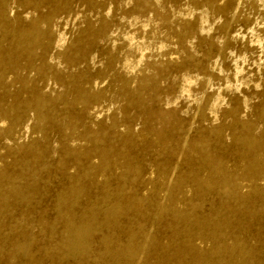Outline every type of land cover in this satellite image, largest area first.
Segmentation results:
<instances>
[{
  "label": "bare ground",
  "instance_id": "obj_1",
  "mask_svg": "<svg viewBox=\"0 0 264 264\" xmlns=\"http://www.w3.org/2000/svg\"><path fill=\"white\" fill-rule=\"evenodd\" d=\"M81 1L96 12L104 10L107 4L118 3V0ZM48 4L47 13L34 16L39 2L20 0L21 10L10 17L5 0H0V135L16 142L19 138L16 129L28 115L35 121L33 129L45 132L56 126L62 134L60 158L55 170L64 177L66 183L55 195L53 219H39L45 241L43 244L46 246L39 250L45 252L52 262L70 257L77 259L78 264H264V259L259 257L258 248L245 240L246 222L262 219L264 216V103L261 102L256 111L257 122L241 117L239 102L227 109L223 108L221 115L229 118L228 125L220 123L200 129L194 138L185 143L179 141V136L175 134L178 127L173 123L160 130L145 128L137 140L133 138L130 129L119 134L118 140L115 139V134L109 135L102 128L96 131L86 130L83 137L91 143L89 147L69 144L65 131L69 129L71 135L76 133V126L81 123L83 114L98 103L101 93L93 91V85L90 88L84 86L89 82L85 72L80 71L72 76L55 73V79L67 87V93L51 98L34 86V71L44 76L46 68L54 67L47 61L54 44L57 47L54 54L65 67L88 61L92 49L107 36L106 22L102 20L97 27L88 23L81 36L62 47L60 42L64 41V35L58 36L54 42L52 25L56 15L67 9L68 0H48ZM245 4L255 7L256 14L260 16V21L251 26L250 32L260 46L256 45L262 48L264 0L204 1L208 9L223 18L217 30L228 37L224 39L219 51L227 49L230 41L239 40L236 35L229 36V28L231 20L237 17V11ZM151 5L144 0L136 3L132 10L140 13ZM203 18L205 19L201 15L199 19ZM244 23L249 25L251 21L246 17ZM204 29L201 26L194 29L191 23L185 21L177 37L180 47H185L186 33L194 36L198 30L200 32ZM251 44L250 46L255 45ZM262 52L264 53V47ZM36 60L40 65L35 66ZM105 63L107 70H113L112 57ZM234 64L236 65L235 61ZM238 69L237 67L235 70L239 72ZM7 74L17 78L21 87L10 95L11 102L6 105L2 98ZM119 82L118 93L126 100L127 106L142 110L146 120L159 116V113L146 106L143 96L146 88L155 90L157 83L153 79L142 76L134 89H130L127 78H122ZM189 82L191 85L192 81H188V84ZM255 87H258L257 84ZM23 94H27V97H23ZM202 96L199 103L200 116L207 120L209 117L206 110L215 111L218 104L224 101L225 94L217 89L204 92ZM57 100L67 109L78 108V111L67 112L58 120L54 112ZM241 102L246 106L245 101ZM257 123L260 124V131L258 136H254L252 132L258 127ZM226 126L233 129L229 145L224 142ZM23 127L22 134L29 129L27 123ZM148 134L153 136L152 141ZM151 145L156 147L157 154L163 159L156 163L157 179L151 182L150 192L153 197L149 199L127 192L126 185L131 187L141 182L143 164L139 153ZM135 148L137 152L133 153ZM9 149L18 154L15 163L19 171L12 173L7 167H0V217H10L17 205H30L38 183L37 172L39 169H48L46 157L49 146L45 140L38 141L31 136L29 143L16 144ZM228 155L233 157L232 165H228L226 161ZM92 157L96 158V162H91ZM173 157L179 158L185 169L178 171L169 180L168 175L177 171L176 166L170 167ZM69 162L76 169L73 173L68 171ZM113 168H119L120 173L113 176ZM112 178L116 181L115 188L110 187ZM166 179L169 181L166 182ZM163 183L166 184V192L160 202L155 199V194ZM185 189L191 191V196H186ZM210 195H217L219 205L203 215L199 212V207ZM145 203L150 206L149 209L142 208ZM20 217L21 221L26 220V210ZM149 219L168 230L163 239L145 230L142 222ZM95 235H99L97 240L94 239ZM33 245L34 236L23 222L15 226H2L0 264H17L16 259H20L21 264H37L38 259L29 250ZM2 260L5 262L2 263Z\"/></svg>",
  "mask_w": 264,
  "mask_h": 264
},
{
  "label": "rangeland",
  "instance_id": "obj_2",
  "mask_svg": "<svg viewBox=\"0 0 264 264\" xmlns=\"http://www.w3.org/2000/svg\"><path fill=\"white\" fill-rule=\"evenodd\" d=\"M19 1L20 0H5L6 11L10 17H12L16 11L21 10ZM34 1L39 2L38 9L34 10V16L49 11L48 0ZM142 1L144 0H118L117 4H107L104 10L100 9L96 12L89 9L81 0H68L67 9L60 12V14L56 15L54 18L52 25V30L54 32L53 40L54 42L57 41L56 39L59 38L58 36L63 34L64 41L60 42L62 47L69 45L78 36H81L88 23L97 27L102 20L106 22L107 36L105 39L100 40L98 45L92 49L88 61L79 63L76 66L65 67L60 58H57L54 54L57 48L54 44V47L48 55L49 58L47 59L54 67L46 68L44 76H40L34 71V86L51 98L56 97L60 93H67V87L55 79V73L63 76H72L80 71L85 72L89 82L85 83L84 86L90 88L91 85H93L92 90H97L101 93L98 103L94 104L87 113L83 114L81 123L76 126V133L71 135L69 129L65 131L67 142L81 147H89L91 143L83 137V133L86 130L96 131L98 128L105 129L109 135L115 134V137L124 133L127 129H130L133 138L137 140L145 128L160 130L176 123L178 128L175 134L179 136V141L181 143H185L194 138L200 129L220 123L228 125L229 118L221 115V110L235 105L236 102H239L240 115L243 119H250L257 122L256 111L259 104L261 102L264 103V69H262L264 67V53H261L264 47V38L261 40V45L263 46L261 48L259 47L260 45L254 41L255 37L250 32V28L256 24L255 22L260 21L258 19L260 16L256 14L255 7L245 4L241 10L237 11V17L231 20L229 36L236 35L239 40H237V42L230 41L227 49L219 51L224 39L228 36L217 30V26L222 22L223 18L215 11L208 9L207 6L204 5L205 0H147L152 4L150 8L140 13L133 12V6ZM259 8L261 9V7ZM205 13L206 16L204 15ZM201 15L205 17V19L203 18L200 20L199 18ZM246 17L250 19L251 24L248 25L244 23V18ZM185 21L191 23L194 29L201 26L206 30L204 29L200 32L198 30V33L194 36L186 33L184 35L185 47L181 48L177 41V37ZM204 22L206 24H204ZM259 25L261 26V24ZM129 35L132 36L130 37ZM131 38L132 41L130 40ZM249 39L250 42H248ZM111 41L114 42V44ZM249 43L251 45L255 43V45H253L254 48L250 46ZM144 49H147V51ZM241 54L244 55V57ZM109 57H112L114 60V67L111 71L105 68V62H107ZM136 59L138 63H136ZM234 61L237 67L241 69H238L239 72L235 70L237 67ZM239 61H243L242 64L241 62L239 63ZM253 63H255V66ZM34 64L38 66L40 62L36 60ZM256 71H259L258 75ZM24 75L25 73L23 72L22 76ZM142 76L151 78L155 81V84L157 83L155 90L148 87L143 92L146 106L159 113V116L149 118L148 120L145 119L142 110L127 106L126 100L118 93L120 79L127 78L130 89H134ZM234 78L236 80L233 81ZM247 78L249 80H247ZM187 80L192 81L191 85L190 82L188 84ZM187 84L189 86H187ZM244 84L246 86H244ZM256 84L258 87H255ZM4 85L2 99L3 104L7 105L11 102L10 95L17 92L21 85L18 79L11 74L5 76ZM226 85L227 88H225ZM217 89L225 94V99L222 103L220 102L218 104L214 109L215 111L210 112L206 110L209 119L203 120L201 119L199 110L200 99L203 97L202 95L204 92L217 91ZM227 89L229 91H227ZM181 90L183 92L186 90V92L182 93ZM23 97H27V94H23ZM176 97L177 100H175ZM230 98H232V100H230ZM241 101H245L246 106H243L244 104H242L243 102ZM168 103H170V105ZM77 109L78 108L72 110L67 109L60 100H57L54 105V112L58 120L62 119L67 112L76 113L78 111ZM94 112H96L94 115L95 117L93 116ZM212 113L214 115H212ZM34 122L33 118L29 115L22 119L20 126L16 129V135L19 137L16 142H14L12 138H6L0 135V167L5 166L12 173L18 172L19 167L15 163L18 154L10 151V147L16 146V144L29 143L31 136L38 141L45 140L49 146L48 155L46 157L48 169H39L37 172L38 183L37 187H35L33 201L28 206H15L10 217H0V228L8 225L15 226L17 223L23 222L34 236V245L31 246L29 250L34 254V257L38 259L37 264H78L77 259L70 257L61 259L59 262H52L51 259L45 255V252L39 250L40 247H46L45 244H43L45 241L41 233L39 219L40 217L46 220L53 219L55 216L53 209L55 195L65 185L66 181L64 177L55 170L56 162L60 158L59 145L61 143L62 134L56 126L50 127L45 132L35 128L33 129L32 125ZM26 123L29 129L22 134L24 131L23 125ZM232 130V127L227 126L224 130V142L226 145L231 143L230 134ZM259 131L260 124H258V127L256 126L252 133L254 136H258ZM148 135L149 140L152 141L153 136L150 134ZM115 139L118 140V137ZM132 152L136 153V148ZM139 156L143 164L140 175L141 182H137L131 187L126 185V191L133 192L138 196H146L150 199L153 197L150 192L152 188L151 182L157 179L156 163L163 158L157 154L156 147L152 145L144 152H140ZM95 160V157L91 158V162H96ZM226 161L228 165H232L233 157L228 155ZM174 166H176L177 171H173L168 175V179L170 178L169 180L173 179L178 171L185 169V165H183L177 157L171 159L170 167ZM67 168L70 173L76 170L70 162L67 164ZM119 173V168H113V176ZM101 177L102 176H100L99 179H101ZM168 179L165 181L168 182ZM115 185L116 181L112 178L110 187L115 188ZM165 189L166 184H160L158 192L155 194V199L157 201H163L166 192ZM184 193L186 196H191V191L187 189H185ZM146 203L142 208L149 209L150 206ZM218 205L219 199L217 195H210L200 205L199 212L205 215L213 207ZM80 206L82 205L80 204ZM24 210H26L27 217L25 221H21L20 216ZM142 223H144L143 226L147 232L156 234L161 239L168 234L166 228L158 226L150 219ZM246 228V242L249 245L257 247L259 257L264 259V216L262 219L247 221ZM98 237L99 235H95L94 239L97 240ZM1 262L4 263L5 261L2 260ZM15 262L21 264L20 259H16Z\"/></svg>",
  "mask_w": 264,
  "mask_h": 264
}]
</instances>
